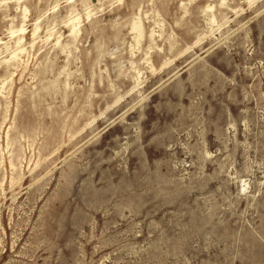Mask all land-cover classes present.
<instances>
[{
  "label": "rangeland",
  "instance_id": "obj_1",
  "mask_svg": "<svg viewBox=\"0 0 264 264\" xmlns=\"http://www.w3.org/2000/svg\"><path fill=\"white\" fill-rule=\"evenodd\" d=\"M0 264H264V0H0Z\"/></svg>",
  "mask_w": 264,
  "mask_h": 264
},
{
  "label": "bare ground",
  "instance_id": "obj_2",
  "mask_svg": "<svg viewBox=\"0 0 264 264\" xmlns=\"http://www.w3.org/2000/svg\"><path fill=\"white\" fill-rule=\"evenodd\" d=\"M135 25H137V24L134 23V24H133V27H134ZM137 26H138V25H137ZM137 26L134 27V30H136L137 33H138V27H137ZM137 33H136V34H137Z\"/></svg>",
  "mask_w": 264,
  "mask_h": 264
}]
</instances>
